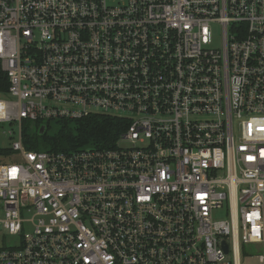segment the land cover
Segmentation results:
<instances>
[{
    "label": "built area",
    "instance_id": "1",
    "mask_svg": "<svg viewBox=\"0 0 264 264\" xmlns=\"http://www.w3.org/2000/svg\"><path fill=\"white\" fill-rule=\"evenodd\" d=\"M0 67V264H264V0H0Z\"/></svg>",
    "mask_w": 264,
    "mask_h": 264
},
{
    "label": "trees",
    "instance_id": "2",
    "mask_svg": "<svg viewBox=\"0 0 264 264\" xmlns=\"http://www.w3.org/2000/svg\"><path fill=\"white\" fill-rule=\"evenodd\" d=\"M7 90L8 79L0 67V96H6ZM56 125L59 127L56 133H48L49 128L42 135H40L41 128L36 125L33 126V133L30 134L27 133L29 130L27 125H22L26 149L60 153L93 145L109 148L126 127L125 123L117 118L99 115L75 121L61 120ZM11 154L10 149L0 148V162L2 158H8Z\"/></svg>",
    "mask_w": 264,
    "mask_h": 264
},
{
    "label": "rangeland",
    "instance_id": "3",
    "mask_svg": "<svg viewBox=\"0 0 264 264\" xmlns=\"http://www.w3.org/2000/svg\"><path fill=\"white\" fill-rule=\"evenodd\" d=\"M214 39H216L219 42V30L218 29H216L214 31ZM25 123L23 122V125L24 126L27 125V127L29 128L27 133L28 134L33 133V126L29 122H27V123H29L30 125L27 124V123L25 124ZM11 129L16 132L15 128H11V127H8L6 125H0V148L10 149V141H11V139H9L8 133L10 132ZM58 130H59V127L56 124L53 123V124L50 125V129L48 130V133H51V134L52 133H56ZM14 139H16V138L14 137ZM23 140L25 141V138H23ZM38 151H43V150H38ZM216 217L217 218H221V215L219 214Z\"/></svg>",
    "mask_w": 264,
    "mask_h": 264
},
{
    "label": "water",
    "instance_id": "4",
    "mask_svg": "<svg viewBox=\"0 0 264 264\" xmlns=\"http://www.w3.org/2000/svg\"><path fill=\"white\" fill-rule=\"evenodd\" d=\"M41 129H40V135H42L43 134V132L45 131V127L43 126V127H40Z\"/></svg>",
    "mask_w": 264,
    "mask_h": 264
}]
</instances>
